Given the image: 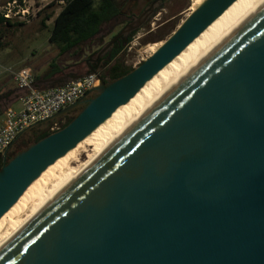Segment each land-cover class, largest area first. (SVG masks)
Here are the masks:
<instances>
[{
	"label": "water",
	"instance_id": "water-1",
	"mask_svg": "<svg viewBox=\"0 0 264 264\" xmlns=\"http://www.w3.org/2000/svg\"><path fill=\"white\" fill-rule=\"evenodd\" d=\"M235 0H205L147 60L21 132L0 166V217L26 188L179 54ZM162 9L153 0L106 42ZM62 129L11 147L64 117ZM43 132V131H42ZM0 264H264V7L140 118L0 251Z\"/></svg>",
	"mask_w": 264,
	"mask_h": 264
},
{
	"label": "bare ground",
	"instance_id": "bare-ground-1",
	"mask_svg": "<svg viewBox=\"0 0 264 264\" xmlns=\"http://www.w3.org/2000/svg\"><path fill=\"white\" fill-rule=\"evenodd\" d=\"M205 0H193L191 12ZM264 0H235L125 104L48 166L0 217V251L93 166L140 118L225 45ZM190 12V13H191ZM189 13V14H190ZM154 45L151 53L162 46Z\"/></svg>",
	"mask_w": 264,
	"mask_h": 264
},
{
	"label": "rangeland",
	"instance_id": "rangeland-1",
	"mask_svg": "<svg viewBox=\"0 0 264 264\" xmlns=\"http://www.w3.org/2000/svg\"><path fill=\"white\" fill-rule=\"evenodd\" d=\"M7 1L11 0H0V6ZM63 1L65 0H24L25 6L30 9L28 22L22 23V21L11 20L10 25L5 24L0 27L1 81L9 76L5 70H16L24 67L30 69L33 77H42L47 73L51 62L55 60H57L60 67L64 68L62 74L56 77L69 75L68 73L84 74L86 72L84 62L93 59L97 51L120 29V23H108L101 27L100 33L92 42L70 54L57 57V49L48 42V38L53 21L64 4ZM126 2V10L130 9L128 14L135 17L147 7L149 0H127ZM132 2L134 3L132 4ZM192 3L193 0H163L162 9L158 11L154 18L149 19L137 30L131 42L116 61L105 66L104 60L100 63V67H104L106 70L111 65L117 64L131 71L138 67L152 55V47L166 41L184 21L191 12ZM46 15H52V17L45 21ZM18 23H22V25L17 26ZM82 50H85L87 56L82 58L78 64H74ZM9 84V87H14V83ZM44 87H47V85H44ZM72 117L73 115L69 118ZM60 121L61 119L56 121L58 122L56 126L51 124L45 126L41 131L37 130V134L42 131H49L51 127L58 128L63 123V121ZM32 138L29 134L20 138L10 151L9 157L29 145Z\"/></svg>",
	"mask_w": 264,
	"mask_h": 264
},
{
	"label": "trees",
	"instance_id": "trees-1",
	"mask_svg": "<svg viewBox=\"0 0 264 264\" xmlns=\"http://www.w3.org/2000/svg\"><path fill=\"white\" fill-rule=\"evenodd\" d=\"M127 0H65L60 12L57 14L51 27L48 42L57 49V57L70 54L92 42L100 33L101 27L111 22L116 17H132L130 9L126 10ZM153 0H149V3ZM163 2V0H162ZM134 2H132L133 4ZM148 3V4H149ZM52 15H46L45 21L49 20ZM5 24L10 25V21H5L0 17V27ZM18 23L17 26H21ZM43 25V22H42ZM137 31L130 33L127 37H121L115 41L111 50L105 54L98 62L91 65L93 70L100 67V63L105 60L104 65L108 66L116 61L118 56L123 52L125 47L131 42ZM85 65V62H84ZM86 67V66H85ZM64 68L57 64V60L51 62L49 69L44 74L45 79H50L62 74ZM131 70L124 69L117 64L111 65L105 70L103 79L106 81H114L128 74ZM88 70L86 68L87 74ZM70 76L81 75L80 73H68ZM35 82L38 77H34ZM15 97L14 91L0 94V113L4 110L5 101ZM63 123L58 127V130L64 128L71 118L64 117L61 119ZM60 121V122H61ZM56 124L58 122H55ZM55 132V131H54ZM49 131L41 132L33 136L31 143H35L42 138L48 136ZM26 147V146H25ZM20 151V150H19ZM14 155V154H12ZM2 160H0L1 166Z\"/></svg>",
	"mask_w": 264,
	"mask_h": 264
},
{
	"label": "built area",
	"instance_id": "built-area-1",
	"mask_svg": "<svg viewBox=\"0 0 264 264\" xmlns=\"http://www.w3.org/2000/svg\"><path fill=\"white\" fill-rule=\"evenodd\" d=\"M29 10L24 0H11L0 6V17L5 21L18 20L27 23L30 19ZM5 72L9 74L20 92L18 98L20 107L18 110L8 109L4 112V120L0 123V160L21 132L50 118L98 87L99 77L103 79L105 68L99 67L94 74H88L85 78L65 86L44 90L32 87L35 79L27 67L7 69ZM52 125L56 126V123ZM57 130L58 128H50L51 132Z\"/></svg>",
	"mask_w": 264,
	"mask_h": 264
},
{
	"label": "crops",
	"instance_id": "crops-1",
	"mask_svg": "<svg viewBox=\"0 0 264 264\" xmlns=\"http://www.w3.org/2000/svg\"><path fill=\"white\" fill-rule=\"evenodd\" d=\"M36 77H38V76H36ZM42 82L43 81H38V80L36 81V83H39V87H37V88H44L43 84H40ZM9 83H11V84L14 83L10 76L5 77L3 81L0 80V94H4V93L10 92V91H14V95H15V97L10 98L8 101H5V104L3 106L4 110H3V112L0 113V123H2L4 120V112L6 110H8V109L18 110L20 107L19 102H18L20 92L15 87V84H14V87H9L10 86Z\"/></svg>",
	"mask_w": 264,
	"mask_h": 264
},
{
	"label": "flooded vegetation",
	"instance_id": "flooded-vegetation-1",
	"mask_svg": "<svg viewBox=\"0 0 264 264\" xmlns=\"http://www.w3.org/2000/svg\"><path fill=\"white\" fill-rule=\"evenodd\" d=\"M131 18H133V16H132V17H129V18H125V17H120V16H119V17H116L115 19H112L111 22H109V24H111V23L113 24V23H115V22H118V23H120L119 25H120V29H121V28H123V27L128 23V20L131 19ZM119 20L122 21V22H120ZM120 29H119V30H120ZM119 30H118V32H119ZM118 32H117V33H118ZM117 33H116V34H117ZM114 35H115V34H114ZM114 35H113V36H114ZM113 36H112V37H113ZM112 37H111V38H112ZM111 38H110V39H111ZM110 39H109V40H110ZM85 56H87V55L85 54V50H82L81 53H80V55H78L77 61H76L74 64H78L82 58H85ZM44 80H46V79H45L43 76L38 78V81H44ZM36 131H37V130H33V131H31V132L29 133V136H30V137H33L34 135H36V134H37ZM19 140H20V139H19ZM19 140H18V141H19ZM18 141H17V142H18ZM17 142H16V143H17ZM16 143H15V144H16ZM15 144H14V145H15ZM14 145L11 147L10 151L13 149ZM9 153H10V152H9Z\"/></svg>",
	"mask_w": 264,
	"mask_h": 264
}]
</instances>
